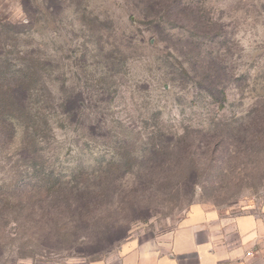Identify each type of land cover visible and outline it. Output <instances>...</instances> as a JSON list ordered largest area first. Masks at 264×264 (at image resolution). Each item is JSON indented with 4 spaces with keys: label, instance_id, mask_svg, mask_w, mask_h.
I'll list each match as a JSON object with an SVG mask.
<instances>
[{
    "label": "rangeland",
    "instance_id": "rangeland-1",
    "mask_svg": "<svg viewBox=\"0 0 264 264\" xmlns=\"http://www.w3.org/2000/svg\"><path fill=\"white\" fill-rule=\"evenodd\" d=\"M21 52L0 264H106L194 204L264 213V0H0V86Z\"/></svg>",
    "mask_w": 264,
    "mask_h": 264
},
{
    "label": "crops",
    "instance_id": "crops-1",
    "mask_svg": "<svg viewBox=\"0 0 264 264\" xmlns=\"http://www.w3.org/2000/svg\"><path fill=\"white\" fill-rule=\"evenodd\" d=\"M106 264H264V213L194 204L165 238L129 240Z\"/></svg>",
    "mask_w": 264,
    "mask_h": 264
},
{
    "label": "trees",
    "instance_id": "trees-1",
    "mask_svg": "<svg viewBox=\"0 0 264 264\" xmlns=\"http://www.w3.org/2000/svg\"><path fill=\"white\" fill-rule=\"evenodd\" d=\"M32 56V53L21 52L19 60L23 62V66L18 70L17 75H13L16 82H13V85L10 86H0V140L5 137L7 141V139L12 137V131L15 128V122L18 117L17 114L27 109L28 101L38 91L33 85L35 72ZM65 102L61 104V108H66ZM65 113H68V111L66 112L65 110ZM7 126L10 130H5ZM1 143L3 144V141ZM90 193L89 188L85 187L82 189V194L88 195Z\"/></svg>",
    "mask_w": 264,
    "mask_h": 264
}]
</instances>
